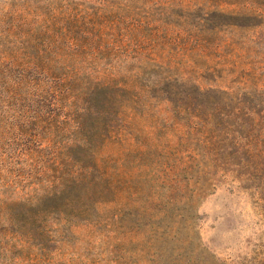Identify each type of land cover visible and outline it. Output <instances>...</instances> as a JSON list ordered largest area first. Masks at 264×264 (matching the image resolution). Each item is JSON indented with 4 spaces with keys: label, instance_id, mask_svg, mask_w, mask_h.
<instances>
[{
    "label": "rangeland",
    "instance_id": "374dc122",
    "mask_svg": "<svg viewBox=\"0 0 264 264\" xmlns=\"http://www.w3.org/2000/svg\"><path fill=\"white\" fill-rule=\"evenodd\" d=\"M57 2L62 11L69 6L73 16H86L93 6L84 0L77 4ZM37 6H45L44 11L51 16L67 18L55 10L56 2L45 0H0V14L23 8L34 13ZM227 8L222 4L209 6L208 10ZM148 10L139 13L146 15ZM115 15L111 14L112 18ZM134 17L139 20L137 15ZM219 18L224 26L215 40H195L192 46L178 44L181 41L169 44L170 38L162 33L151 35L153 28L145 24L131 28L128 23L115 33L97 28L89 38H96V45L103 50H110L109 44L113 46L121 40L125 45L115 55L108 51L93 57L89 55L92 48L84 49L89 40L84 37L91 25L75 19L65 25L73 29L71 38L84 40L76 49L74 64L99 68L100 75L107 74L105 68L111 66L132 69L142 59L152 58L170 62L186 70V77L200 80L205 66L217 70L222 77L207 78L204 89L237 87L235 81L239 80L263 81L264 40L254 42L262 34L236 33L225 28L228 16ZM187 29L195 34L194 28ZM1 36L0 28L3 51L13 44V39ZM223 68L239 71L222 74ZM114 72L120 84L128 80L122 77L125 69ZM160 76L153 72L151 82ZM4 87L9 91V80ZM194 89L192 82H179L176 87L164 83L154 89V98L142 96L135 109L108 115L112 134L101 157L111 174V189L104 195L95 192L96 200L104 201L96 208H0V264H250L254 260L262 264L264 193L246 191V183L238 182L245 177L261 180L263 172L260 165L245 168L239 158L225 150L219 155L211 150L200 135L203 125L194 115L200 106L206 114L215 107L225 108L226 99L211 90L205 94L208 96L186 100L188 96H198ZM167 96L175 100L170 102ZM130 97L125 95L124 100ZM179 106H189L192 114L180 113ZM3 192L1 199L10 201L16 191L7 188ZM58 209L65 210V215L61 217ZM71 219L78 223L68 222ZM22 226L37 231L35 238L17 235ZM60 228L56 235L51 232ZM62 231L65 235H61Z\"/></svg>",
    "mask_w": 264,
    "mask_h": 264
},
{
    "label": "trees",
    "instance_id": "16d2710c",
    "mask_svg": "<svg viewBox=\"0 0 264 264\" xmlns=\"http://www.w3.org/2000/svg\"><path fill=\"white\" fill-rule=\"evenodd\" d=\"M45 1L56 2L55 10L67 18L47 14L45 6H37L34 13L23 8L0 14L1 38L13 39L9 48L0 50V208H96L104 201L96 200L95 192L104 195L111 189V174L101 157L112 134L108 115L133 110L142 96L154 98L152 94L159 85L176 87L179 82H192L198 95L186 100L208 96L205 94L211 90L226 99L225 108L215 107L207 114L202 106L197 108L194 116L203 125L200 135L217 155L225 150L239 158L245 168L260 165L261 180L245 177L238 183H246L243 187L246 191L264 193V80H239L235 81L237 87L204 89L207 78L222 77L210 66H205L200 80L186 77V70L173 67L170 62H156L152 58L142 59L132 69L105 68L104 75L98 73L99 68H82L73 62L79 44L87 39L84 49H93L90 57L100 52L119 53L124 40L109 44L110 50H103L96 45L97 39L89 35L97 28L115 33L128 23L131 28L144 24L153 28L151 35L162 33L170 38L169 44L181 41L178 44L192 46L195 40H215L224 26L219 17L228 16L225 28L236 33L255 31L262 34L254 40L258 42L264 40V0H84L93 5L86 16H73L69 6L62 11L57 2L60 0ZM222 4L229 8L208 10L209 6ZM146 8L149 9L146 15L139 13ZM111 14L117 15L112 18ZM72 19L91 25L84 40L70 37L73 29L65 24ZM187 27L194 28L195 34ZM123 69L126 75L122 77L128 80L120 84L114 71ZM238 71L221 70L228 75ZM153 72L161 74L156 82H151ZM8 80L11 87L6 91L4 84ZM128 94L131 97L124 100ZM167 98L170 102L175 100ZM179 111L192 114L189 106ZM7 188L16 191L10 195L13 196L10 201L1 199L3 189ZM58 212L61 217L65 215V210ZM68 222L78 223L74 219ZM20 228L17 235L35 238L37 231L28 230L27 226ZM61 229L51 232L56 235ZM41 231L48 237L52 235L45 229Z\"/></svg>",
    "mask_w": 264,
    "mask_h": 264
}]
</instances>
